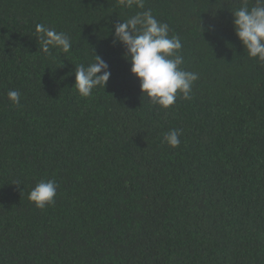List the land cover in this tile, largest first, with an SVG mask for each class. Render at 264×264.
Returning a JSON list of instances; mask_svg holds the SVG:
<instances>
[{
  "label": "trees",
  "instance_id": "1",
  "mask_svg": "<svg viewBox=\"0 0 264 264\" xmlns=\"http://www.w3.org/2000/svg\"><path fill=\"white\" fill-rule=\"evenodd\" d=\"M242 3L0 0V264H264V62L235 35ZM148 9L199 74L167 109L113 43ZM38 24L66 33L69 52H42ZM93 54L111 76L82 97L74 67ZM41 180L58 185L43 209L28 199Z\"/></svg>",
  "mask_w": 264,
  "mask_h": 264
},
{
  "label": "clouds",
  "instance_id": "2",
  "mask_svg": "<svg viewBox=\"0 0 264 264\" xmlns=\"http://www.w3.org/2000/svg\"><path fill=\"white\" fill-rule=\"evenodd\" d=\"M124 7L144 9V0H121ZM233 28L249 58L264 62V0H244L240 7L231 11ZM41 51L50 54V48L67 53L71 40L64 32L47 28L43 24L35 27ZM167 23L160 22L150 9L137 11L134 15L114 26L113 43H120L125 52L123 58L130 64V73L138 80L142 96L153 105L167 109L177 95L185 100L191 98L194 82L199 74L185 70L181 38L170 35ZM111 76L108 64L99 55L93 61L74 67V86L82 97H89L94 88L103 89ZM7 98L15 105L20 103V93L9 90ZM180 131L172 129L163 135V142L175 148L180 144ZM18 185V184H16ZM57 183L41 180L29 192L28 199L37 208L55 202Z\"/></svg>",
  "mask_w": 264,
  "mask_h": 264
}]
</instances>
